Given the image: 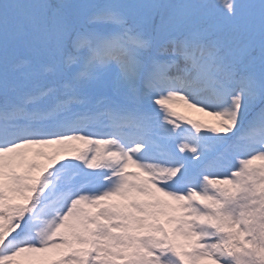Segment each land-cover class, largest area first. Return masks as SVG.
Masks as SVG:
<instances>
[{"label": "snow or ice", "instance_id": "snow-or-ice-1", "mask_svg": "<svg viewBox=\"0 0 264 264\" xmlns=\"http://www.w3.org/2000/svg\"><path fill=\"white\" fill-rule=\"evenodd\" d=\"M0 264H264V0H0Z\"/></svg>", "mask_w": 264, "mask_h": 264}, {"label": "rangeland", "instance_id": "rangeland-1", "mask_svg": "<svg viewBox=\"0 0 264 264\" xmlns=\"http://www.w3.org/2000/svg\"><path fill=\"white\" fill-rule=\"evenodd\" d=\"M177 111L182 115H185L191 119L211 121V117L205 116L203 113L196 112L195 110L188 109L186 107L180 106L177 108Z\"/></svg>", "mask_w": 264, "mask_h": 264}]
</instances>
